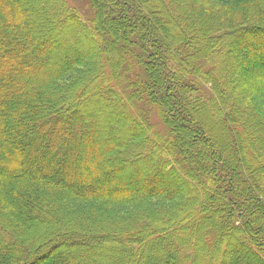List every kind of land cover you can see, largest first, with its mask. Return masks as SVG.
<instances>
[{"label": "trees", "instance_id": "trees-1", "mask_svg": "<svg viewBox=\"0 0 264 264\" xmlns=\"http://www.w3.org/2000/svg\"><path fill=\"white\" fill-rule=\"evenodd\" d=\"M53 1L0 0V264H264V0H144L178 15L154 29L137 0H91L89 27ZM99 15L111 42L133 23L140 75L119 79L128 41L98 51ZM44 24L73 46L34 39ZM91 96L112 117L76 116Z\"/></svg>", "mask_w": 264, "mask_h": 264}, {"label": "rangeland", "instance_id": "rangeland-1", "mask_svg": "<svg viewBox=\"0 0 264 264\" xmlns=\"http://www.w3.org/2000/svg\"><path fill=\"white\" fill-rule=\"evenodd\" d=\"M29 1L31 4H35V3H38L40 1H48V0H27ZM52 2L54 3V5L57 7V3H55L53 0ZM68 4L71 6V8H73L76 13L80 16V20L84 22V25H86L87 27L90 26L89 22L92 21L94 18H95V15H96V6L91 2V0H67ZM137 3H141L143 4L144 6H146L148 9H149V12H150V16H149V27L150 29H154L156 27H159L160 28V24L163 23L165 24L166 26H170V24L174 23L175 25V19L178 17L177 13L175 12V9L174 8H171L170 9H165V12H161L159 11L158 8H152L150 7L148 4L145 3L144 0H137ZM45 14H43L41 11L37 10V8H34L33 11L31 12V15L33 14V17H35V19L37 21H39V16L41 15H44L43 17H47V18H50L49 17V13H46L44 12ZM108 16H102V15H99L98 16V19H99V24H97V28H95V30H92V32L90 31L89 33L92 34V36L94 37V40H95V45L97 46V49L98 51L99 50H103L104 51V47L106 45H109V44H112L114 48H116L118 45H122L123 43H127L128 41V49L129 50H121L122 54L125 55V59H126V62L125 64H127V66H129V73L126 74L125 72L120 74L121 77H119V79H125L129 77H134L135 73H137L136 75L138 76V74L140 75L142 71L141 67L139 68V65H136V60H135V57H134V45L133 43L130 41L135 35H137V32L136 30L134 29V25L133 23L132 24H128L127 23H121V24H118L116 25V29H120L121 31H124L123 29H125V32H123L122 36H119V35H116V39L115 41L111 42L110 40L114 37V34L113 32L111 31V28H110V23H109V17L107 18ZM66 25V24H65ZM65 25H63L65 27ZM85 26V27H86ZM177 27V26H176ZM55 32L53 33H49V36H47L48 34H45L46 31L48 32V26L47 25H43V27H41V30H39V32H35L33 34V37L34 39H38L39 42L40 40H43L45 39L46 41H52L54 43L58 45H60V42L61 43H68L70 44L71 46H73V33H64V31L61 29V27H55ZM43 31V32H42ZM97 31V33H96ZM45 32V33H44ZM41 33V34H40ZM44 33V34H43ZM174 33L177 34V31L174 30ZM51 34V35H50ZM80 36H82V39H87V37L85 36V34H83L82 32L79 33ZM160 34V32H159ZM129 39V40H128ZM118 40V41H116ZM180 41V40H178ZM130 42V43H129ZM181 42V41H180ZM39 46H42L38 43ZM238 46H236V48H238ZM241 48L239 50H243L245 49V51H248L249 48H244L243 46H240ZM54 51L52 50L51 53H49V55H47V60L50 61V62H56L57 63V60H58V56H59V51H61L62 55L65 57V58H70V57H73V56H69V52L66 51L64 52L63 50L59 49L55 46L54 48ZM237 50V49H236ZM235 50V51H236ZM75 52V51H74ZM238 53V52H237ZM74 56L76 54L73 53ZM120 59H121V56H120ZM261 61V60H260ZM246 65H247V71L252 75V76H255L257 74V71L260 67V64L261 63H258L255 59L252 60V59H246ZM250 66V68H249ZM259 67V68H258ZM145 77V75H144ZM146 78V77H145ZM131 81V80H130ZM134 81V80H133ZM139 81V80H138ZM140 82V81H139ZM139 82H136V84H132L131 82V86L132 88L134 89V87L137 88V86H140L141 84H139ZM124 87V88H123ZM121 91L124 92V90H126V92H128V88L129 85H125V86H121V87H118ZM135 88V89H136ZM87 104H85V107H80L79 110L77 111L76 113V116L80 117V118H86L87 116V119L88 120L90 118V113L91 111L93 110H96L98 108H100L101 106H103L104 104L102 103V99L99 98H95V97H90L89 99H87ZM106 106V105H105ZM104 107H101L104 109V111L106 110V113H101L103 115H100V114H97V120L98 121H103V120H107L109 119L110 117H112V114H109L107 112V109ZM209 120L211 122H213L216 126H219V127H216V129L218 130H221V127L220 125L217 123L215 117L212 115V117H209ZM159 119L157 120L156 116L152 114V117L150 116L149 117V123L151 125H156L154 128L155 129H160V125H162V123L158 122ZM159 123V124H157ZM195 123L192 124V126L194 125ZM191 125V123H190ZM113 135V133L111 132H107L106 133V139L107 138H110L111 136ZM180 135V132L179 134ZM183 137H184V143L181 144V148L183 150H180L179 148V151H175V156L176 157H179L181 154L182 156H184V159H186V157L189 159V162L190 164L196 166V170L198 171L199 175H206L208 176L209 175V172L207 171L208 170V167L206 164H204L203 166H199L198 162L197 161H194L193 158V154H192V150L190 149H187V147H185V143H187V141L189 140V137L190 135L188 134H182ZM185 135V136H184ZM185 138H188V139H185ZM190 153V154H189ZM187 161V160H186ZM242 161H243V164L244 162L246 163V157L242 154ZM252 166L254 165L253 163H250ZM187 169V174L188 176H190L191 178L195 179L196 180V174H194L191 170H188V168H185ZM202 176H200L202 178ZM169 178H172L171 176H169ZM200 178V180H201ZM260 178L262 179L261 182L259 180L260 183H264V174L260 172ZM253 183V182H252ZM253 186V184H251ZM125 187L124 189H126V187H128V189H132V188H141L143 186L139 185L138 186V183H130L129 186H123ZM195 189L198 191V189L200 191H205V190H208L206 186H203V185H200L198 187H195ZM199 192V191H198ZM257 192H261L262 193V190L260 188H257ZM40 264H45L43 261L40 263Z\"/></svg>", "mask_w": 264, "mask_h": 264}]
</instances>
